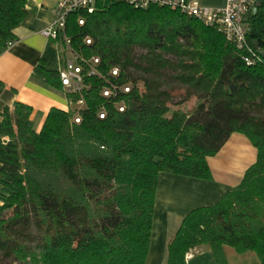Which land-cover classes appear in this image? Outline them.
<instances>
[{"label":"trees","instance_id":"16d2710c","mask_svg":"<svg viewBox=\"0 0 264 264\" xmlns=\"http://www.w3.org/2000/svg\"><path fill=\"white\" fill-rule=\"evenodd\" d=\"M26 2L0 0V54L17 39ZM247 23L246 48L237 49L217 29L164 6L98 0L90 14L71 13L64 33L85 58H99V75L85 76V106L77 109L79 94L64 91L59 71L37 65L32 78L71 102L51 108L39 131L26 104L0 112V264H144L158 174L210 179L207 158L234 132L256 148L255 162L214 204L183 217L166 264H187L200 246L215 264H228L224 246L264 264V119L249 110L264 108V0ZM55 42L63 48L61 36ZM115 67L113 81L130 85L123 112L100 94ZM129 67L178 68L177 78L200 90L195 105L172 110L164 91L137 83Z\"/></svg>","mask_w":264,"mask_h":264},{"label":"crops","instance_id":"0c3cea01","mask_svg":"<svg viewBox=\"0 0 264 264\" xmlns=\"http://www.w3.org/2000/svg\"><path fill=\"white\" fill-rule=\"evenodd\" d=\"M57 0H27L26 15L14 28L16 40L0 54V112L20 102L30 106V118L39 131L48 111L55 107L71 108L63 92L41 84L32 78L37 65L59 71L62 67V47L41 32L54 20ZM202 6L221 8L226 0H198ZM256 148L248 138L234 132L222 148L207 158L210 179H198L170 172L157 177L152 227L148 253L144 264H166L169 240L178 230L183 217L192 209L214 204L236 186L245 170L255 162ZM228 264H260L254 252L238 254L223 248ZM187 264H215L209 250L200 246L190 253Z\"/></svg>","mask_w":264,"mask_h":264},{"label":"built area","instance_id":"2783aa9c","mask_svg":"<svg viewBox=\"0 0 264 264\" xmlns=\"http://www.w3.org/2000/svg\"><path fill=\"white\" fill-rule=\"evenodd\" d=\"M98 0H57L54 8V20L41 33L53 41H57L59 36L63 40L62 67L59 70L61 85L67 93H77L79 98L72 104L77 109L85 106L83 93L89 88L85 83V76L99 75L97 65L98 57L85 58L80 52L73 49L70 37L64 33L67 17L74 12L83 11L87 14L96 9ZM106 2H124L135 8H148L152 5L168 7L177 10L181 14L194 17L205 25L217 29L227 41L231 42L237 49L246 48L245 38L248 31L247 16L257 5L258 0H226L221 8H209L202 6L198 0H101ZM85 18L79 17L77 23L84 25ZM86 44L91 43V39H84ZM248 62V59H246ZM111 80L101 90L100 94L104 98L111 100L113 106L119 112H123L125 101L123 94L130 91L129 83L118 84L115 79L119 76V69L112 68L109 72ZM115 100V101H113ZM71 103V102H70ZM99 118L106 115L104 109L98 111ZM75 123L80 122V116L76 114L73 118ZM189 253L187 254V256ZM186 256V258H187Z\"/></svg>","mask_w":264,"mask_h":264},{"label":"rangeland","instance_id":"374dc122","mask_svg":"<svg viewBox=\"0 0 264 264\" xmlns=\"http://www.w3.org/2000/svg\"><path fill=\"white\" fill-rule=\"evenodd\" d=\"M142 52L139 49L135 50L134 59ZM165 57L174 60L173 55H165ZM178 68H165L153 73H143L140 70H136L133 67H129L130 73L135 77L137 83L144 81L151 82V84H156L158 91H164L163 98L168 102V105L172 110L178 109L181 111H189L195 105L197 101V95H199L200 90L196 88L191 83L183 82L177 78ZM250 113L254 116L264 119V108L250 106ZM205 249L208 250L207 247ZM194 250V249H193ZM192 250L188 251L189 255L185 256V260L192 257L190 254Z\"/></svg>","mask_w":264,"mask_h":264}]
</instances>
